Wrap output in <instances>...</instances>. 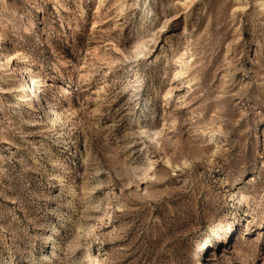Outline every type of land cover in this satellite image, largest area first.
Listing matches in <instances>:
<instances>
[{
    "label": "rangeland",
    "instance_id": "1",
    "mask_svg": "<svg viewBox=\"0 0 264 264\" xmlns=\"http://www.w3.org/2000/svg\"><path fill=\"white\" fill-rule=\"evenodd\" d=\"M0 41V264H264V0H0Z\"/></svg>",
    "mask_w": 264,
    "mask_h": 264
},
{
    "label": "bare ground",
    "instance_id": "2",
    "mask_svg": "<svg viewBox=\"0 0 264 264\" xmlns=\"http://www.w3.org/2000/svg\"><path fill=\"white\" fill-rule=\"evenodd\" d=\"M1 43L2 42L0 41V49H1L2 46H4V44H1ZM0 57H1V62H0V78L6 79V81H9L8 83L11 84V82H15V81H14V77H12L11 79H9L8 69H9V67H13L14 60L17 57V53L16 52H13L12 55L11 54H8V53H6V54H0ZM5 90L9 91L7 93H10V94L13 95V93L16 92V87H15V85H8L7 88H5ZM96 99H97V102L100 104L101 107H106L105 106V103H104V101L102 99V97H100L99 94H97ZM19 100L22 101V102H27V100L25 99V96H20V99ZM17 107L18 106L16 104H13L12 103L11 108H17ZM59 120H60V117L57 114H55L51 121H52L53 124H57V122ZM61 133L63 134L62 131H61ZM72 192H73V196L75 197L76 194H77V192L75 191V189ZM49 239H51V240H49L45 244L50 243V245H52L53 244L52 237H49ZM54 253H53V255H54Z\"/></svg>",
    "mask_w": 264,
    "mask_h": 264
}]
</instances>
